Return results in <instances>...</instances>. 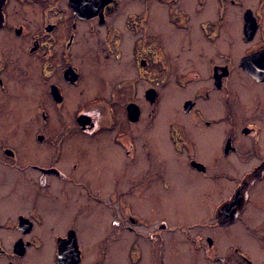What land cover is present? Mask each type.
Returning <instances> with one entry per match:
<instances>
[{
  "label": "flooded vegetation",
  "instance_id": "flooded-vegetation-1",
  "mask_svg": "<svg viewBox=\"0 0 264 264\" xmlns=\"http://www.w3.org/2000/svg\"><path fill=\"white\" fill-rule=\"evenodd\" d=\"M122 1L0 0V264H58L70 231L82 264L79 200L136 224L128 184L167 186L152 152L169 149L200 177L248 166L220 173L235 184L214 209L247 230V250L199 242L212 264H264V0H138L152 20L112 34ZM172 234L155 232L160 247Z\"/></svg>",
  "mask_w": 264,
  "mask_h": 264
},
{
  "label": "rangeland",
  "instance_id": "rangeland-1",
  "mask_svg": "<svg viewBox=\"0 0 264 264\" xmlns=\"http://www.w3.org/2000/svg\"><path fill=\"white\" fill-rule=\"evenodd\" d=\"M141 9L145 12L146 8L144 9L138 0H123L114 6L112 20L109 23L110 32L136 34V21L144 26L152 20L154 10L152 1L148 6V16H139ZM100 34H105L104 28L100 29ZM143 34H150V31H143ZM157 152L161 154L160 148ZM163 154L161 158L153 151L152 158L156 167H159L158 177L162 180L167 168L166 162L171 165L167 186L160 179L152 181L154 177L151 180L143 179L139 184L127 183L128 186L133 185L134 194L140 191L132 199L126 197L130 212L142 218H139L141 221H137L138 223H127L128 213L124 209L115 210L106 204H95V207L90 205L88 211L83 212L85 205L83 203L84 207L81 208L79 200L80 220L77 233L79 245L83 250L82 264H212L206 257L212 248L207 251L199 242L202 238L205 242L207 236L212 238L213 250L218 255H225L233 246L247 250L250 238L247 230L239 224L230 222L216 225L214 209L219 207L218 202L221 199L230 196L235 184L231 178L224 179L219 176L220 173L238 176L248 166L212 165L208 174L202 178L189 174L182 159L175 157L170 149ZM103 159V156L100 157L95 164H101ZM217 173L218 175H215ZM150 181L151 184L143 188ZM105 184L100 183L98 191H105ZM163 222L173 234L165 235V245L160 247L155 232L166 230L165 225L162 227L164 230L157 229ZM161 236L163 238V235ZM159 248L163 257L161 263L153 257L158 254ZM130 255L133 256L132 259Z\"/></svg>",
  "mask_w": 264,
  "mask_h": 264
},
{
  "label": "water",
  "instance_id": "water-1",
  "mask_svg": "<svg viewBox=\"0 0 264 264\" xmlns=\"http://www.w3.org/2000/svg\"><path fill=\"white\" fill-rule=\"evenodd\" d=\"M79 260L80 251L76 245V238L74 232L70 231L66 237L59 240L58 264H77Z\"/></svg>",
  "mask_w": 264,
  "mask_h": 264
},
{
  "label": "bare ground",
  "instance_id": "bare-ground-1",
  "mask_svg": "<svg viewBox=\"0 0 264 264\" xmlns=\"http://www.w3.org/2000/svg\"><path fill=\"white\" fill-rule=\"evenodd\" d=\"M160 128H161V127H159V128L157 129L158 132H160Z\"/></svg>",
  "mask_w": 264,
  "mask_h": 264
}]
</instances>
